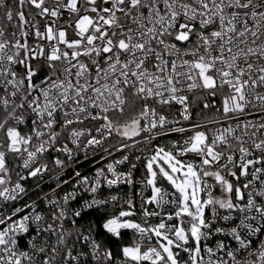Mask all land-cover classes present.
Instances as JSON below:
<instances>
[{
    "label": "snow or ice",
    "instance_id": "1",
    "mask_svg": "<svg viewBox=\"0 0 264 264\" xmlns=\"http://www.w3.org/2000/svg\"><path fill=\"white\" fill-rule=\"evenodd\" d=\"M0 264H264V0H0Z\"/></svg>",
    "mask_w": 264,
    "mask_h": 264
},
{
    "label": "built area",
    "instance_id": "2",
    "mask_svg": "<svg viewBox=\"0 0 264 264\" xmlns=\"http://www.w3.org/2000/svg\"><path fill=\"white\" fill-rule=\"evenodd\" d=\"M7 2L11 3V0H7ZM185 95H189L190 96L191 93L186 92ZM194 110L195 109H192V111H193V120H196L197 117H196V112ZM170 118H171V116H170ZM177 119H179V118L177 117ZM249 119H259V116L249 117ZM200 122L201 123H205L206 121L201 119ZM178 136H179V134H176V133H173V134H171L169 136H159L153 143L154 144H165L166 145V144H168V142L170 140L177 139ZM112 143L116 144L117 141H112ZM140 147H144L145 150L147 148V146L141 145V146H139L137 148H130V149L126 150V151L128 152V154L131 157H134L135 155L143 156L144 153L140 151ZM113 155H114L115 158H119L120 157V153H118V152L114 153ZM48 159L50 160V158H48ZM78 159L81 161L82 167H81L80 164L70 163L69 167L64 169V171L61 172V173H57L56 170H53L49 174L45 175L44 178H43V181H36V180H33V179H29L26 182V185H25L30 190L29 191V197H25V200L27 201V200H29V198L31 200H36L37 196H43L44 193H50L51 189L56 186V181L53 179V177H55L57 175H59L61 180L68 179L69 175L72 173L73 168H76L77 170H80L82 172H85V173H88L89 175H91L92 172L94 171V168L96 166H99L95 162L96 158H94L91 153H89V160H84V157H83L82 153L79 154ZM112 159H113V157H108L109 161H111ZM102 163L103 162H101V164ZM50 167H51V164H50ZM118 168L121 171H128V165L127 164L120 165V166H118ZM133 176H134V179H135L136 183L134 185H132V186L121 184L119 186V194L125 195V196H131L134 199L137 208H139L141 196H144V197L150 196V188H145L143 186V184L140 183V181L143 178V166H142V163H138L137 169L133 170ZM37 183L40 184L39 188L36 187ZM69 187H70V185H69ZM164 187L165 188L168 187L166 183L164 184ZM168 190L170 191V189H168ZM58 191H60V190H58ZM60 194L62 195V192ZM41 207H43V205H41ZM152 207H154V206H152ZM130 238H131V234L130 233L125 235V240L126 241L129 240Z\"/></svg>",
    "mask_w": 264,
    "mask_h": 264
},
{
    "label": "trees",
    "instance_id": "3",
    "mask_svg": "<svg viewBox=\"0 0 264 264\" xmlns=\"http://www.w3.org/2000/svg\"><path fill=\"white\" fill-rule=\"evenodd\" d=\"M193 109H195L194 111L197 112L199 109L194 105ZM95 217L94 213H90L88 216L85 217V220H89V219H93Z\"/></svg>",
    "mask_w": 264,
    "mask_h": 264
}]
</instances>
